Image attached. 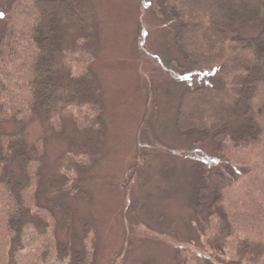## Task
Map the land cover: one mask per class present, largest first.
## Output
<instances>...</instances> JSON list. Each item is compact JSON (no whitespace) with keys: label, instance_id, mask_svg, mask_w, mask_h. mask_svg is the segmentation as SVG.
<instances>
[{"label":"trees","instance_id":"trees-1","mask_svg":"<svg viewBox=\"0 0 264 264\" xmlns=\"http://www.w3.org/2000/svg\"><path fill=\"white\" fill-rule=\"evenodd\" d=\"M151 5L175 25L178 56L165 65L182 78H211L184 89L176 112L178 130L210 136L224 166L200 177L192 203L199 238L212 258L264 264V0H152ZM83 11L76 0H18L8 11L0 22V125L34 115L71 122L72 116L59 113L66 107L102 110L103 90L94 72L75 73L68 63L67 23L80 28V37H93ZM241 100L246 125L231 131L228 125L237 118ZM99 115L93 127L103 130ZM80 119L85 130L87 120ZM43 148L26 141L23 132L0 130V264L9 263L10 250L15 264H57L61 244L42 226L63 207L55 201L38 207ZM78 149L75 164L81 152H89L85 146ZM87 160L78 163L77 172L92 163L91 154ZM67 164L60 180L66 193L67 182L74 181L68 173L73 165ZM90 233L71 252L64 247L58 264H95ZM176 264L217 263L191 250L179 253Z\"/></svg>","mask_w":264,"mask_h":264},{"label":"rangeland","instance_id":"rangeland-1","mask_svg":"<svg viewBox=\"0 0 264 264\" xmlns=\"http://www.w3.org/2000/svg\"><path fill=\"white\" fill-rule=\"evenodd\" d=\"M76 1L93 37H80V28L67 23L68 63L75 73L94 72L103 90L102 110L96 105L66 107L59 113H68L71 122L34 115L0 125L1 131H20L30 144L44 145L38 207H49L48 201L63 207L42 226L63 249L57 252V264L64 247L71 252L88 231L94 237L95 264H176L179 253L191 250L217 264H238L212 258L194 226L192 203L202 173L224 169L216 144L205 133H182L176 126L184 89L211 83V78H182L165 65L178 56L175 25L156 14L152 0ZM17 2L0 0V22ZM237 111L228 125L231 131L246 125L242 100ZM95 115L104 122L103 130L93 127ZM77 118L87 120L85 130ZM83 146L89 152H81L77 162L82 165L91 154L92 163L77 172L73 152ZM66 164L74 168L68 171L74 181L67 182V193L60 189ZM12 252L8 264H15Z\"/></svg>","mask_w":264,"mask_h":264},{"label":"snow or ice","instance_id":"snow-or-ice-1","mask_svg":"<svg viewBox=\"0 0 264 264\" xmlns=\"http://www.w3.org/2000/svg\"><path fill=\"white\" fill-rule=\"evenodd\" d=\"M0 15H2V14H0Z\"/></svg>","mask_w":264,"mask_h":264}]
</instances>
